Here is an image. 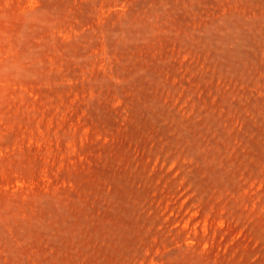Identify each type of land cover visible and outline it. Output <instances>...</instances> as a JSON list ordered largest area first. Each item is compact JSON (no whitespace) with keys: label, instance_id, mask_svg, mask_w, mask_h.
I'll return each instance as SVG.
<instances>
[{"label":"rangeland","instance_id":"rangeland-1","mask_svg":"<svg viewBox=\"0 0 264 264\" xmlns=\"http://www.w3.org/2000/svg\"><path fill=\"white\" fill-rule=\"evenodd\" d=\"M0 264H264V0H0Z\"/></svg>","mask_w":264,"mask_h":264}]
</instances>
